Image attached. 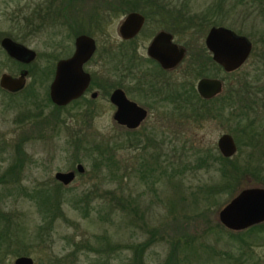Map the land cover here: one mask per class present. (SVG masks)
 Segmentation results:
<instances>
[{
    "label": "rangeland",
    "instance_id": "obj_1",
    "mask_svg": "<svg viewBox=\"0 0 264 264\" xmlns=\"http://www.w3.org/2000/svg\"><path fill=\"white\" fill-rule=\"evenodd\" d=\"M28 1L0 0V30L25 35ZM161 2L177 6V12L186 10V17H191L180 24L183 18L178 17V32H185L181 38L193 51L201 49L209 25L231 27L256 44L238 72L209 66L212 72L207 75L225 82V95L216 101L205 104L195 93L192 106L178 101L172 116L174 104H161L146 120L148 127L134 134L112 119L106 98L93 102V121L73 125L79 110L74 107L61 111L64 124L53 126L54 105L42 98L49 81L37 74L27 77L39 94L37 105L32 96L25 99L24 93L0 90V219L20 215L30 250L25 256L33 264H264V227L233 232L217 219L220 209L239 191L258 183L264 186V139L256 148L255 140L236 135L235 113L230 112L239 109L241 115V106L248 105L242 110L249 111L255 127L264 125V0H188L186 6H180L184 0ZM25 41L38 53L48 49L43 33ZM199 56L201 62L207 61L205 52ZM0 58V75L22 66L3 55ZM53 64L39 57L34 68ZM182 74L180 70L171 77L178 83ZM189 74L194 83V74ZM239 77L250 83L246 91L238 89ZM232 103L237 105L233 108ZM21 112L29 117L42 112L39 116L48 119L41 127L36 125L40 131L33 129L41 136L31 133L29 125H23L25 133L20 132L15 118ZM223 133L232 136L237 151L241 148L240 157L218 160L224 157L217 149ZM75 135L82 139L80 148L72 139ZM257 136L262 138L264 133ZM109 146L115 147V163L106 157ZM18 159L19 170L12 166ZM76 163L83 164L84 174L76 173L67 185L56 181V171L75 169ZM40 191L51 192L59 202L48 214L38 209L30 195ZM87 193L90 204L85 205ZM144 240L151 241L146 249L139 246ZM18 256L0 249V264H14Z\"/></svg>",
    "mask_w": 264,
    "mask_h": 264
},
{
    "label": "flooded vegetation",
    "instance_id": "obj_2",
    "mask_svg": "<svg viewBox=\"0 0 264 264\" xmlns=\"http://www.w3.org/2000/svg\"><path fill=\"white\" fill-rule=\"evenodd\" d=\"M33 1L29 0L26 4L28 16L24 21L26 31L24 36H18L17 31L14 29H9V31L0 30V57L3 55L10 63H19L26 67L13 68L7 72H2L1 75L6 73L16 77L26 70V84H28L27 77L36 76V74L42 76L45 81H49L48 90L42 95L43 100L46 102L49 98L54 106L61 107L62 110L69 111L74 107L79 109L78 112L74 113L73 121H93V102L98 98H106L113 109L112 119L125 130L135 134L148 127L145 126L146 120L151 118L152 110H157L161 104H174L171 108L170 116H172L175 114L172 110L173 108L176 109L178 101L181 106L184 104L192 106L195 93L198 97L196 99L202 100L205 104L216 101L225 93L224 79L206 73L212 72L209 69L211 65L214 69L221 68V70L227 72L221 64L213 59L212 53L205 44L206 35L212 26L208 27L205 34L202 35L201 49L193 51V46L181 38L185 32H181V34L178 32L177 6L162 4L161 0H36L35 4ZM131 14L135 15L137 20L130 21L121 30V26ZM113 24V30L108 31V28ZM39 33L47 36L48 49L38 53L34 48L28 47L35 52L33 60L28 63L11 57L2 46V41L7 38L26 46L25 42H29L25 40L29 36ZM162 35V41L156 44V39H160ZM85 38L91 42V52L81 62L80 69L87 77V84L78 97L69 100L65 104L58 105L52 101L50 95L51 86L57 73V64L60 61L71 59L79 49L85 50L87 41ZM251 44L252 49L249 57L256 45L252 41ZM178 50L182 51L179 60H177ZM200 51L207 54V61L204 63L199 59ZM193 52L197 55L194 53L193 56ZM39 57L54 62L53 66L44 65L40 69L34 68ZM169 63L170 65L166 66ZM242 66L228 73L238 72ZM180 70H183L181 82L178 81L177 83L176 80L174 82L171 75L178 73ZM190 71L196 78L194 83L189 81ZM61 74L64 76L63 81L67 84L75 83L79 85L82 83L80 78L76 79L77 71L67 70L66 72V70H63ZM204 78L219 80L222 84L220 92L211 98L203 97L197 86L198 82ZM240 80L239 77L237 80L239 86L241 84ZM180 87L181 89H179ZM5 91L9 93L17 92ZM116 91H121L124 99L134 104L125 106L126 111L123 113L125 122L131 123L137 118L136 108L145 112L136 127L131 128L125 124H120L114 118L119 106L118 103L112 100V95ZM155 114L159 115L158 111ZM72 118L71 115L70 119ZM217 149L220 153L218 145ZM78 164L81 163L75 164L76 171L75 169L58 170L61 172L73 171V180L68 183L57 180L55 173L58 171H56L54 173L56 181L62 185H67L76 179V173L84 174L85 167L83 166V171L79 172L77 170ZM246 188H264V186L258 183ZM217 219L226 229L233 232H248L247 230L264 225L263 221L236 230L222 223L219 220V213ZM146 242L148 241L140 242L139 246L146 249L151 241L147 244Z\"/></svg>",
    "mask_w": 264,
    "mask_h": 264
},
{
    "label": "water",
    "instance_id": "obj_3",
    "mask_svg": "<svg viewBox=\"0 0 264 264\" xmlns=\"http://www.w3.org/2000/svg\"><path fill=\"white\" fill-rule=\"evenodd\" d=\"M136 19L135 15H129L121 30L127 23ZM137 20V19H136ZM161 38H157L155 43L161 42ZM83 39V38H80ZM86 49H79L77 53L69 60L60 61L57 64V73L55 80L51 86L50 95L54 103L60 105L65 104L72 100L82 92L87 84V77L81 71L80 64L91 52V42L85 38ZM205 44L209 51L212 53L213 59L221 64L227 72H232L241 67L248 59L252 44L251 41L245 36L235 33L229 28L222 26H212L206 35ZM2 46L6 49L8 54L17 59L18 61L28 63L33 60L35 52L19 43L10 39H4ZM182 56V51L178 50L177 60ZM165 61L163 60V64ZM165 65V64H164ZM170 65L166 64V66ZM67 70L71 72L77 71L76 79L80 78L82 83L76 85L75 83H65L64 76L61 71ZM27 71L24 70L19 76L13 77L9 74L3 73L0 76V87L7 91L15 92L22 89L26 84ZM79 82V81H78ZM222 84L219 80L204 78L198 82L199 93L206 98H211L220 92ZM121 91H116L112 95V100L118 103V109L114 114V118L120 124H125L128 127H136L138 121L144 116V111L136 108L137 118L127 123L124 120L123 113L126 111L125 106L134 105L124 99ZM220 153L224 157H232L237 152V146L230 134L223 133L219 136L217 142ZM83 165L78 164L77 170L83 171ZM55 178L61 182L68 183L74 178V172H61L55 173ZM219 220L231 229H244L251 225L261 223L264 221V188H246L242 189L234 196L227 205H225L219 212ZM33 259L30 256L21 255L15 258L14 264H33ZM4 264V263H2Z\"/></svg>",
    "mask_w": 264,
    "mask_h": 264
},
{
    "label": "trees",
    "instance_id": "obj_4",
    "mask_svg": "<svg viewBox=\"0 0 264 264\" xmlns=\"http://www.w3.org/2000/svg\"><path fill=\"white\" fill-rule=\"evenodd\" d=\"M187 1L188 0H184V2H182V4L180 6H186ZM217 7L219 8V6H217ZM190 11H191V9H190ZM177 13H178L177 19H179L178 18L179 16L181 18H183V21H181V20H179L180 22L178 21L179 24L181 22H189V20L191 19V17H186V10L184 11L182 9L181 11H178ZM193 13H195V12H193ZM200 15L203 19H205L206 16L204 14L201 13ZM178 27H180V25H178ZM209 27H210V25H209ZM229 28H231V27H229ZM21 65L22 66L20 68L26 67L23 64H21ZM240 82H241L240 86L238 85V82L236 83V85L238 86V89L246 91L250 87V83L248 81L240 80ZM231 85L234 86L233 84H231ZM0 90L2 91L3 89L0 88ZM36 92L37 91L34 90V87L30 83L29 85L26 84L21 90L15 92V93H10V94L14 95V94H18V93H24L25 99L26 98L29 99L32 96L34 98L33 103H35V105H37V103H38L37 100H38L39 94H37ZM244 93H251V92H244ZM231 101H233V100H231ZM46 102H47V104H49V103H50V105L52 104L49 98H47ZM225 103L229 104V102H225ZM235 105H237V103H232L233 108ZM245 107H248V105L241 106V113H242L241 115H239V112H238L239 109L234 110V111L232 109H230L231 110L230 112L235 113V121H236V124L238 125V130H237V132H235V134L236 135L245 134L242 136L245 137L246 139H248L250 141L255 140V142L252 143V146L253 147L255 146L257 148L258 141L261 139H264V137H262V138H260L259 136L255 137V135L258 132L264 133V125H263V123H260V125L257 126V128H256L255 127L256 125L254 123L255 119H253V120L251 119L252 116L250 115L249 111L248 110L246 112L243 111ZM61 111H62L61 107L53 106V112L55 113L52 116L53 123H54L53 126H55L56 124L60 125V124L65 123V118H60V116H59ZM53 112H52V114H53ZM41 113L42 112H40V114ZM39 115L34 114L32 117H29L26 115V113L25 114L22 113L21 116H18L15 118V124H17L21 133H23V132L25 133V129H24L23 125H29L30 126V132L33 133V129L37 128V126H36L37 124L40 125V127H41L43 125L41 123H45V121L48 120V119L45 120V116H39ZM74 122L75 123H73V125L79 124L77 121H74ZM28 132H29V130H27V133ZM37 133H39V135L41 136L40 132H34L33 134H37ZM75 136H73L72 139H73L74 143L76 144V147L80 148L82 139H79V137H77V135H75ZM19 140H21V139L19 138ZM258 146H260V145L258 144ZM261 146H264V142H262ZM18 147H20V144L18 145ZM89 147L91 148L90 145H89ZM109 147H110L109 149L107 148L109 155H106V157L108 159H111L110 162L115 163V160L113 158L114 157L113 153H115V147L114 146L113 147L109 146ZM241 153H242L241 148L238 147L237 153L233 156L234 158L233 157L227 158V157L218 156V160H220V161L224 160L225 161V160L236 159V158L240 157ZM100 155L102 156L103 154H100ZM20 160L21 159L16 160V163H14L15 165H12L14 168H16V169L18 168V170L22 167ZM97 164L98 163L93 164V167H94L93 169L96 168ZM9 172H10V176L13 175L12 173L14 172V169L12 167L9 168ZM30 195L32 198L35 199L37 206H38V209L43 210L44 212H47V214H48L49 208L52 209L51 207H53V206L56 207L57 205H55V204L59 203V202H57V199H56L57 197L55 198V196L53 194H51V192L40 191L39 195H36V196H35V194L34 195L30 194ZM86 195L88 196L89 199L87 200L85 205L90 204V203H88L90 200V193H87ZM261 226L264 227V225H261ZM38 230L42 231L40 226H38ZM24 233H25V226H24V223H23L20 215H19V217H14V218H13V215H11V214H9L8 216L3 215L2 218L0 219V249L4 250L5 252L17 253L18 255H29V253H30V250L28 247L29 245H27L25 242ZM1 244H2V247H1Z\"/></svg>",
    "mask_w": 264,
    "mask_h": 264
}]
</instances>
